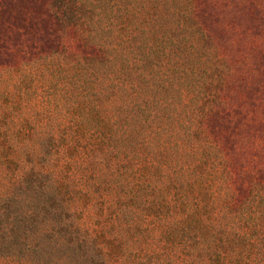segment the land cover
Returning <instances> with one entry per match:
<instances>
[{"label": "trees", "instance_id": "16d2710c", "mask_svg": "<svg viewBox=\"0 0 264 264\" xmlns=\"http://www.w3.org/2000/svg\"><path fill=\"white\" fill-rule=\"evenodd\" d=\"M85 1L86 91L107 81L110 124L98 140H116L123 157L136 159L129 191L159 220L154 240L183 247L179 264H264V238L255 236L264 232V97L253 96L264 93V0H6L4 36L26 63L77 58L68 49ZM117 6L120 47L101 25ZM239 67L243 78H232Z\"/></svg>", "mask_w": 264, "mask_h": 264}, {"label": "rangeland", "instance_id": "374dc122", "mask_svg": "<svg viewBox=\"0 0 264 264\" xmlns=\"http://www.w3.org/2000/svg\"><path fill=\"white\" fill-rule=\"evenodd\" d=\"M0 1L4 12L6 0ZM82 3L68 49L76 50L77 58L61 55L26 63L0 22V202L13 195L10 207L0 211V219L7 218L3 230L1 225L0 264H179L183 247L165 237L154 240L159 220L148 218L147 204L138 206L145 217L141 223L137 219L138 195L129 191L137 179L136 159L123 157L116 140L110 146L98 140L110 124L103 95L107 81L103 77V85L98 81L86 95V1ZM108 10L101 25L115 32L113 42L120 47V9ZM254 29L249 27L257 36ZM253 96L263 98L264 93L255 90ZM112 99L116 104L114 95ZM261 113L264 117V107ZM31 174L36 176L26 184ZM218 187L223 194L224 186ZM148 194L145 189V200ZM122 207L124 218L118 217ZM255 236L262 239L264 232ZM14 237L18 240L12 243ZM249 254L253 257L255 249Z\"/></svg>", "mask_w": 264, "mask_h": 264}]
</instances>
